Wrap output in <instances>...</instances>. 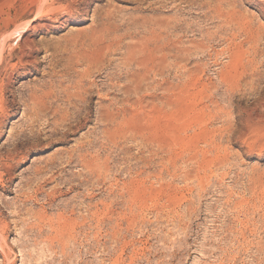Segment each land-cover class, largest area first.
<instances>
[{
  "label": "rangeland",
  "instance_id": "1",
  "mask_svg": "<svg viewBox=\"0 0 264 264\" xmlns=\"http://www.w3.org/2000/svg\"><path fill=\"white\" fill-rule=\"evenodd\" d=\"M78 1L0 0V264H264V0Z\"/></svg>",
  "mask_w": 264,
  "mask_h": 264
},
{
  "label": "bare ground",
  "instance_id": "2",
  "mask_svg": "<svg viewBox=\"0 0 264 264\" xmlns=\"http://www.w3.org/2000/svg\"><path fill=\"white\" fill-rule=\"evenodd\" d=\"M78 0H70V2L68 3V5H66V6H64L63 7V9L65 10V12H67V13H72V11L74 10L75 11V9H77L76 7H77V4H76V2H77ZM85 2H84V9L86 10L87 9V7H88V3H90L89 2V0H84ZM90 1H92V0H90ZM79 2V1H78ZM81 2V1H80ZM79 4H81V3H79ZM78 4V5H79ZM80 6V5H79ZM52 8V7H51ZM57 9V8H56ZM49 10V9H48ZM47 10V11H48ZM51 10V9H50ZM9 14V13H8ZM107 13H105L104 15H106ZM39 16V15H38ZM45 16V15H44ZM100 17V16H99ZM12 19V18H11ZM15 19H17V16L15 17ZM40 19V18H39ZM103 19V18H102ZM101 19V20H102ZM6 20V19H5ZM100 20V21H101ZM98 22V21H97ZM99 23V22H98ZM102 23V22H101ZM108 23V22H107ZM45 24V23H44ZM43 24V25H44ZM97 24V23H96ZM106 24V23H105ZM17 25V24H16ZM24 25V24H23ZM108 26V25H107ZM18 27V26H17ZM20 27V26H19ZM18 27V29H15L11 34H10V36L12 35V36H14L15 34H17V33H20V28ZM109 27V26H108ZM36 28V27H35ZM97 30L96 31H94L95 33H97V35L95 36L96 37V39L95 40H97V41H99V42H103L104 41V35L106 34V33H104L105 32V29H106V25L104 26H101V27H97L96 28ZM108 29V28H107ZM93 30V29H92ZM95 30V29H94ZM85 32V31H84ZM9 33V32H8ZM93 33V32H92ZM2 34H4V33H2ZM9 35V34H8ZM4 36V35H3ZM11 36V37H12ZM109 37V36H108ZM107 37V38H108ZM3 37H0V118H2V116H3V113H4V97H3V92H4V89L8 86V83L9 82H6L5 81V78L7 77V78H11L10 76H11V74H13L12 72L11 73H9V70H8V73L7 72H5L4 73V77H2L1 76V65L3 64V59H4V56H3V53H4V50H5V45H6V39H7V37L6 38H3ZM89 39V38H88ZM93 41H94V39H93ZM107 41V40H106ZM146 41V40H145ZM23 42H24V44H26L27 46H28V48L30 49V51H28L27 53H24L23 51L24 50H22L21 52H22V55L20 56V57H16L17 58V62L16 63H14V64H11V63H9V62H7V63H5V64H11V65H9V66H11L10 68H12V69H14L15 67H18V66H22V67H24L26 64H32L33 65V70H37V65H36V62L37 61H35L34 60V55H33V52H34V45L32 44V40L29 38V37H25L24 39H23ZM92 42V41H91ZM111 42V41H110ZM155 43V42H154ZM92 44V43H91ZM106 45H107V42H106ZM154 45V44H153ZM24 46V45H23ZM93 46V45H92ZM25 47V46H24ZM97 47V46H96ZM12 48V47H11ZM22 48V47H21ZM34 48V49H33ZM25 49V48H24ZM114 49V48H113ZM164 50V49H163ZM38 51V50H37ZM92 51V50H91ZM105 52V51H104ZM162 52V51H161ZM144 53V52H143ZM146 53V52H145ZM107 54V53H106ZM84 56H86V55H84ZM10 57L12 58V53L10 54ZM9 57V58H10ZM50 59V58H49ZM9 60V59H8ZM150 60V59H149ZM54 61V60H53ZM6 62V61H5ZM7 65V66H8ZM31 65V66H32ZM8 66V67H9ZM7 68V67H6ZM43 68V67H42ZM54 68V67H53ZM52 68V69H53ZM9 69V68H8ZM3 71H5V70H3ZM12 71V70H11ZM15 71H16V69H15ZM52 71V70H51ZM18 72V71H17ZM29 72H31V70L29 71ZM53 73H55V72H53ZM45 74V73H44ZM47 77V76H46ZM161 77V76H160ZM47 79V78H46ZM161 80V79H160ZM102 82V81H101ZM103 83V82H102ZM49 84V83H48ZM94 85V84H93ZM55 86V85H54ZM112 87V86H111ZM17 88V87H16ZM30 88V87H29ZM88 88V87H87ZM97 88V87H96ZM35 89V88H34ZM19 90V89H18ZM38 90V89H37ZM46 90V89H45ZM52 90V89H51ZM89 90V89H88ZM92 90V89H91ZM113 90V89H112ZM15 94V93H14ZM21 94H22V96L23 95H27L28 96V98H31V99H36L37 98V95H36V93H35V91L33 90V88L30 90V89H28V91H27V93H25L24 91L23 92H21ZM51 94V93H50ZM85 94V93H84ZM114 94V93H113ZM86 96V95H85ZM88 97V96H87ZM83 98V97H82ZM39 99H41V98H39ZM261 100V99H260ZM35 101V100H34ZM80 101V100H79ZM32 102V101H31ZM30 102V103H31ZM264 102V101H263ZM113 103V102H112ZM71 104V103H70ZM69 105V104H68ZM72 106V105H71ZM116 108V107H115ZM69 109V108H68ZM79 109V108H78ZM109 109H110V106H109ZM115 110V109H114ZM71 112V111H70ZM83 112V111H82ZM81 112V113H82ZM126 113V112H125ZM76 116V120H75V122H78V123H80L81 122V117H83V116H80V115H75ZM100 117V116H99ZM126 117V116H125ZM85 118V117H84ZM99 119V118H98ZM104 119V118H103ZM74 120V119H73ZM88 120V119H87ZM100 120V119H99ZM122 120V119H121ZM114 121V120H113ZM33 122V121H32ZM64 122V121H63ZM69 122V121H68ZM104 122V121H103ZM119 122V121H118ZM105 123V122H104ZM75 124V123H74ZM101 124V123H100ZM113 124H114V122H113ZM0 125H1V120H0ZM76 125V124H75ZM109 125V124H108ZM106 127V126H105ZM111 127H113V126H111ZM70 128V127H69ZM118 128V127H117ZM123 128V127H122ZM96 130V129H95ZM112 130V129H111ZM119 130V129H118ZM110 131V130H109ZM63 132V131H62ZM97 132V131H96ZM107 132V131H106ZM110 133V132H109ZM89 136V135H88ZM108 137V136H107ZM98 138V137H97ZM30 141V140H29ZM92 141V140H91ZM22 142V141H21ZM89 142V141H88ZM14 143V142H13ZM24 143V142H23ZM19 144L20 143H18V144H15V145H13V147L12 148H5V150H4V154L3 155H1L2 153H0V181H2V178H3V175H7V176H9V177H12L13 176V174H14V169L16 168V166H17V163H18V160L19 159H16L17 158V154H18V146H19ZM77 145V144H76ZM75 145V146H76ZM82 149V148H81ZM161 149V148H160ZM94 151V150H93ZM87 152V151H86ZM91 152V151H90ZM94 153V152H93ZM74 155H75V153H74ZM23 158H24V156H22ZM22 157H20V158H22ZM66 160V159H65ZM109 160V159H108ZM67 161V160H66ZM64 162V161H63ZM81 163H83L82 165L84 166V167H86V166H90L92 163L91 162H89L87 159H83L82 160V162ZM105 165V164H104ZM82 166V167H83ZM106 166V165H105ZM98 167V166H97ZM64 169V168H63ZM2 170V171H1ZM51 171V170H50ZM88 171V170H87ZM105 171V170H104ZM107 171V170H106ZM62 173V172H61ZM89 173V172H88ZM79 176V175H78ZM55 177V176H54ZM51 179V178H50ZM53 179V178H52ZM145 187V186H144ZM72 188V187H71ZM7 190V189H6ZM134 195V194H133ZM138 200V199H137ZM146 201V200H145ZM140 204V203H139ZM88 205V204H87ZM132 206V205H131ZM133 207V206H132ZM134 208V207H133ZM132 208V209H133ZM136 210V209H135ZM111 214V213H110ZM119 214V213H118ZM115 215V214H114ZM127 215V214H126ZM129 215H130V213H129ZM132 215V214H131ZM96 217V216H95ZM103 217V216H102ZM112 217V216H111ZM116 217V216H115ZM123 217V216H122ZM124 217H125V215H124ZM123 217V218H124ZM118 218V217H117ZM91 219V218H90ZM103 220V219H102ZM109 220V219H108ZM113 220H115V219H113ZM135 220V219H134ZM85 221V220H84ZM110 221H111V219H110ZM138 221V220H137ZM89 223H91V222H89ZM97 223L99 224V220L97 219ZM121 223V222H120ZM98 224H97V226H98ZM103 224V223H102ZM115 224V223H114ZM85 225V224H84ZM130 225V224H129ZM55 226V225H54ZM115 226V225H114ZM118 227H120V226H118ZM126 227V226H125ZM7 228H8V224L7 223H3L2 222V220L0 219V240H2L3 238H4V236H3V234L5 233V231L7 230ZM60 228V227H59ZM65 228V227H64ZM101 228V227H100ZM53 229V228H52ZM80 229V228H79ZM95 229V228H94ZM122 229V228H121ZM57 230V229H56ZM98 230V229H97ZM96 231V230H95ZM73 232V231H72ZM79 232V231H78ZM91 232V231H90ZM103 232V231H102ZM128 232V231H127ZM57 233V232H56ZM75 233V232H74ZM98 233V232H97ZM124 233V232H123ZM63 235V234H62ZM69 235V234H68ZM91 235V234H90ZM102 235V234H101ZM117 235V234H116ZM89 236V235H88ZM103 236V235H102ZM99 237V236H98ZM119 237V236H118ZM61 238V237H60ZM74 238V237H73ZM93 238V237H92ZM100 238V237H99ZM75 239V238H74ZM118 239V238H117ZM61 240V239H60ZM94 240V239H93ZM5 242V241H4ZM97 242V241H96ZM63 243V242H62ZM66 243V242H65ZM0 244L2 245V246H0V248L2 247H5L4 246V243H3V241L2 242H0ZM7 248V247H6ZM2 250V249H1ZM103 250V249H102ZM104 252V251H103ZM110 252V251H109ZM10 253V252H9ZM86 253V252H85ZM5 255V254H4ZM109 255V254H108ZM119 256V255H118ZM122 257V256H121ZM103 259V258H102ZM113 262V261H112ZM115 263V262H114ZM116 264V263H115Z\"/></svg>",
  "mask_w": 264,
  "mask_h": 264
}]
</instances>
